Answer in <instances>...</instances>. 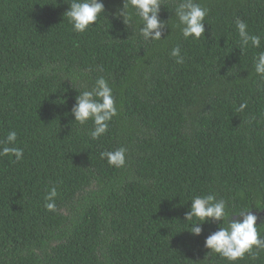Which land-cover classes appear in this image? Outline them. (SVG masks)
Listing matches in <instances>:
<instances>
[{
  "label": "trees",
  "instance_id": "16d2710c",
  "mask_svg": "<svg viewBox=\"0 0 264 264\" xmlns=\"http://www.w3.org/2000/svg\"><path fill=\"white\" fill-rule=\"evenodd\" d=\"M177 2L159 13L166 37L145 41L138 23L113 19L123 0H103L106 16L84 33L64 16L69 0H0V142L15 131L23 149L0 157V264H230L203 246L217 225L194 236L184 215L207 194L230 213L264 212V0H197L199 40L182 37ZM237 20L260 48H240ZM101 76L118 115L92 140L70 110ZM118 147L119 169L100 157ZM257 251L234 264H264Z\"/></svg>",
  "mask_w": 264,
  "mask_h": 264
},
{
  "label": "clouds",
  "instance_id": "9594fccd",
  "mask_svg": "<svg viewBox=\"0 0 264 264\" xmlns=\"http://www.w3.org/2000/svg\"><path fill=\"white\" fill-rule=\"evenodd\" d=\"M163 3L164 0H123L122 6L112 13V17L120 20L126 27L138 23L139 34L145 41H160L166 37L163 34L165 29H168L167 21L161 20L159 16ZM174 14L178 21L176 26L184 39L199 40L204 37L208 10L197 0H178ZM101 15L106 16L103 0H69L68 9L64 13L76 33L88 31ZM236 28L241 49L249 45L253 48L261 47V37L250 34L245 22L237 20ZM170 56L175 58L177 64L184 63L179 46L171 49ZM254 72L264 79V51L254 57ZM240 107L242 110L245 105ZM70 113L74 118L73 122L79 125L91 121L90 138L99 139L107 132L109 122L118 115L113 88L104 77H98L91 90H83L76 95ZM16 141L17 133L9 131L4 141L0 142V157L14 156L15 161H20L23 149L15 146ZM100 157L106 159L109 166L123 168L126 149L118 147L112 151H104L100 153ZM57 195L55 187L47 191L44 204L46 210L56 211ZM227 208L226 201L218 199L214 194L194 196L189 211L184 215V222H190L187 231L194 236L203 233L205 223H215L217 230L205 237L203 246L208 254H218L230 264H234L243 259L245 254L256 256L257 250H264V232L257 223L261 218L254 214L250 207L236 213H230ZM233 216L235 218H231Z\"/></svg>",
  "mask_w": 264,
  "mask_h": 264
},
{
  "label": "rangeland",
  "instance_id": "374dc122",
  "mask_svg": "<svg viewBox=\"0 0 264 264\" xmlns=\"http://www.w3.org/2000/svg\"><path fill=\"white\" fill-rule=\"evenodd\" d=\"M253 213L261 218L260 220L257 221V223H264V212L263 213L253 212Z\"/></svg>",
  "mask_w": 264,
  "mask_h": 264
}]
</instances>
